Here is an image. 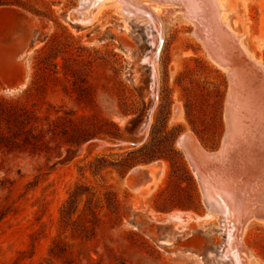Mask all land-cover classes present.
<instances>
[{"label": "rangeland", "instance_id": "rangeland-1", "mask_svg": "<svg viewBox=\"0 0 264 264\" xmlns=\"http://www.w3.org/2000/svg\"><path fill=\"white\" fill-rule=\"evenodd\" d=\"M124 1L132 13L117 0H0V43L25 34L29 51L14 56L25 85L0 79V99L33 111L44 143L32 153L0 140V264H264L254 217L230 229L244 254L224 257L223 222L179 142L222 150L230 94L264 78V0H216L238 85L184 5Z\"/></svg>", "mask_w": 264, "mask_h": 264}, {"label": "bare ground", "instance_id": "bare-ground-1", "mask_svg": "<svg viewBox=\"0 0 264 264\" xmlns=\"http://www.w3.org/2000/svg\"><path fill=\"white\" fill-rule=\"evenodd\" d=\"M100 1L83 0L82 7L88 10L98 5ZM117 1L121 3L118 7L120 11L131 12L136 8L134 3L128 8L124 0ZM164 1H171L173 2L170 3L172 5L185 6L186 10L190 12V20L196 24L194 31L196 37L201 40L212 59L225 68L229 67L230 77L238 85L239 80L237 78L240 72L236 66L231 64L233 62L234 41L229 42L232 41L230 34L223 32L219 27L220 8L217 1ZM26 36L23 34L12 39L11 42L15 49H0V77L4 69L15 71L13 82L5 81L7 85L15 84L16 87L25 85L26 77L21 81L18 80L19 69L14 56L22 58L29 52L27 48H24ZM121 39L123 45H129L126 40ZM235 53L238 54V51L233 54L235 55ZM248 67L245 68L244 66L245 70H248ZM257 67L263 70L260 66ZM241 68L244 70L243 67ZM254 71L257 74V70ZM242 72L245 73V71ZM247 79L251 81L252 78ZM257 80V88L253 87L254 90L251 88L253 92L250 90L251 93L247 94L245 91L246 95L242 94L243 96L230 94L226 113L227 132L223 138L224 143L220 152L209 153L204 151L192 135L180 137L179 141L191 164L193 173L200 183L208 210L211 214L219 215L223 222L222 230L227 233L224 257L229 258V260H233L237 256L240 257L243 253L241 242L238 238L236 240L231 238L230 229L234 228L240 235L244 222L248 221L249 218L264 220V78ZM251 82L254 83L255 81ZM253 189L261 191H255V193ZM254 200L258 203L253 208L250 202ZM245 216L246 220H243ZM167 220L173 219L168 216ZM181 228L185 230L187 227L182 225ZM191 245L196 248L195 245Z\"/></svg>", "mask_w": 264, "mask_h": 264}, {"label": "trees", "instance_id": "trees-1", "mask_svg": "<svg viewBox=\"0 0 264 264\" xmlns=\"http://www.w3.org/2000/svg\"><path fill=\"white\" fill-rule=\"evenodd\" d=\"M0 116H4L3 120L6 122L8 130L7 135L0 134V140L5 142V147L9 146L15 149L22 147L25 151L29 150L33 153L44 145L41 136L43 124L36 123L37 118L34 112L30 111L27 106L14 105L0 99ZM16 124L20 127H17ZM11 127L17 128V132L11 134ZM56 158H60V155H56Z\"/></svg>", "mask_w": 264, "mask_h": 264}, {"label": "crops", "instance_id": "crops-1", "mask_svg": "<svg viewBox=\"0 0 264 264\" xmlns=\"http://www.w3.org/2000/svg\"><path fill=\"white\" fill-rule=\"evenodd\" d=\"M20 43V41H19ZM8 49V48H14V44L12 42H7V43H0V49ZM18 68V67H17ZM19 69V68H18ZM19 74H18V80L20 79V81L25 78V74H23V72L21 73L20 69L18 70ZM15 77V71L11 70V69H4L3 72L1 73V80H5V81H9V82H13L12 79H14Z\"/></svg>", "mask_w": 264, "mask_h": 264}, {"label": "water", "instance_id": "water-1", "mask_svg": "<svg viewBox=\"0 0 264 264\" xmlns=\"http://www.w3.org/2000/svg\"><path fill=\"white\" fill-rule=\"evenodd\" d=\"M21 86L16 87L15 84L11 85L10 88L3 89L4 91H15L18 90Z\"/></svg>", "mask_w": 264, "mask_h": 264}]
</instances>
